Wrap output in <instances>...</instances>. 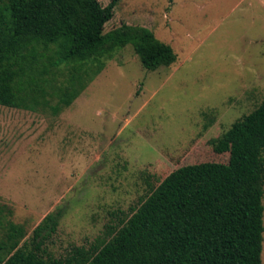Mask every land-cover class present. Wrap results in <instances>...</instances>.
Returning <instances> with one entry per match:
<instances>
[{
    "label": "rangeland",
    "instance_id": "obj_1",
    "mask_svg": "<svg viewBox=\"0 0 264 264\" xmlns=\"http://www.w3.org/2000/svg\"><path fill=\"white\" fill-rule=\"evenodd\" d=\"M122 24L176 61L148 71L127 45L57 116L0 106V207L25 242L61 212L54 258L104 237L179 167L227 163L210 141L264 100V0H119L104 32Z\"/></svg>",
    "mask_w": 264,
    "mask_h": 264
},
{
    "label": "trees",
    "instance_id": "obj_2",
    "mask_svg": "<svg viewBox=\"0 0 264 264\" xmlns=\"http://www.w3.org/2000/svg\"><path fill=\"white\" fill-rule=\"evenodd\" d=\"M118 1L0 0V106L57 116L127 45L148 71L172 65V47L145 27L104 32ZM210 144L227 163L179 167L104 237L62 258L45 248L61 212L25 242L0 207V264H262L264 100Z\"/></svg>",
    "mask_w": 264,
    "mask_h": 264
}]
</instances>
